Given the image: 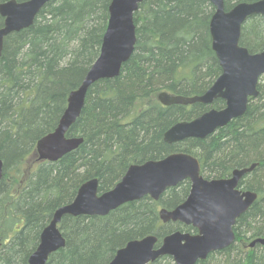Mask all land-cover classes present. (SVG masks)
I'll list each match as a JSON object with an SVG mask.
<instances>
[{
    "label": "trees",
    "instance_id": "trees-1",
    "mask_svg": "<svg viewBox=\"0 0 264 264\" xmlns=\"http://www.w3.org/2000/svg\"><path fill=\"white\" fill-rule=\"evenodd\" d=\"M7 0H0L4 2ZM25 1V0H16ZM225 10L240 2L223 0ZM111 0H52L34 23L7 36L0 57V264H28L42 230L54 211L70 203L78 188L98 180L99 194L112 189L131 164L158 160L171 153L198 159L206 179H221L236 168H255L238 183L257 194L240 215L229 247L196 264H264V246L249 243L264 237V76L245 113L204 139L167 144L164 133L225 106H163L158 95L203 94L221 74L211 47L210 0H144L133 15L136 44L117 77L102 79L88 91L84 107L68 137L83 143L56 162L38 161L36 143L52 132L71 91L78 88L100 52ZM3 19L0 17V26ZM239 45L250 53L264 49V15L241 28ZM34 160L28 170L24 164ZM190 189L185 180L167 189L158 201L149 196L126 203L106 216H64L59 228L65 247L46 264H107L129 240L155 235L157 246L174 231L196 233L191 226L158 217L173 209ZM151 264H173L162 256Z\"/></svg>",
    "mask_w": 264,
    "mask_h": 264
},
{
    "label": "water",
    "instance_id": "water-1",
    "mask_svg": "<svg viewBox=\"0 0 264 264\" xmlns=\"http://www.w3.org/2000/svg\"><path fill=\"white\" fill-rule=\"evenodd\" d=\"M52 0H7L0 3V57L4 40L12 33L31 26L39 12ZM144 0H111L109 18L102 37L100 52L86 72L77 89L71 91L67 105L56 128L36 143L38 161L56 162L76 150L82 137H68V129L80 116L89 89L99 80L119 75L121 67L131 57L136 44L133 15ZM214 12L209 21L211 47L221 68V74L201 95L184 96L161 92L158 100L163 106L211 105L222 99L225 106L210 109L190 121L172 125L163 135L167 144L186 139H204L230 121L242 116L249 98L258 96L257 85L264 76V49L250 53L239 45L242 26L253 16L264 15V0L240 2L225 10L223 0H210ZM236 168L231 176L205 179L200 163L194 156L176 152L162 159L131 164L117 184L99 194L98 180L90 179L77 190L74 199L57 208L42 230L36 249L28 257V264H46L50 255L65 247L66 239L59 225L64 216H106L118 207L149 196L158 201L169 188L189 180L186 199L169 210L160 208L158 217L168 222L191 226L196 233L174 231L165 235L160 245L155 235L129 240L116 250L107 264H151L162 256H169L173 264H196L215 251L229 247L235 241L233 226L237 218L253 204L257 194L241 191L239 181L255 168ZM3 161L0 158V183ZM264 246V237L249 243Z\"/></svg>",
    "mask_w": 264,
    "mask_h": 264
},
{
    "label": "rangeland",
    "instance_id": "rangeland-1",
    "mask_svg": "<svg viewBox=\"0 0 264 264\" xmlns=\"http://www.w3.org/2000/svg\"><path fill=\"white\" fill-rule=\"evenodd\" d=\"M36 155H37V153H36ZM35 164H36V162H35L34 160H28V161L24 164L25 168L27 169V172H28V170L31 169Z\"/></svg>",
    "mask_w": 264,
    "mask_h": 264
},
{
    "label": "flooded vegetation",
    "instance_id": "flooded-vegetation-1",
    "mask_svg": "<svg viewBox=\"0 0 264 264\" xmlns=\"http://www.w3.org/2000/svg\"><path fill=\"white\" fill-rule=\"evenodd\" d=\"M230 176H231V175H230ZM230 176H229V177H230ZM243 177H244V176H243ZM226 178H228V177H226ZM205 179H206V178H205ZM188 181H189V180H188ZM189 183H190V182H189Z\"/></svg>",
    "mask_w": 264,
    "mask_h": 264
}]
</instances>
